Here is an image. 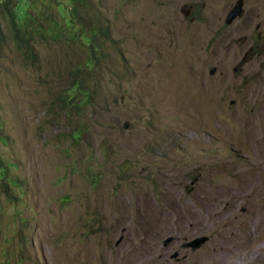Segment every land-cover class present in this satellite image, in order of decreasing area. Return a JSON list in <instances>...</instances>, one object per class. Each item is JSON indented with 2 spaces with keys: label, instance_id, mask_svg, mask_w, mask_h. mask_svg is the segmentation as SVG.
I'll use <instances>...</instances> for the list:
<instances>
[{
  "label": "rangeland",
  "instance_id": "rangeland-1",
  "mask_svg": "<svg viewBox=\"0 0 264 264\" xmlns=\"http://www.w3.org/2000/svg\"><path fill=\"white\" fill-rule=\"evenodd\" d=\"M237 1L16 0L66 34L0 61V264H264V0ZM79 13L109 32L87 68Z\"/></svg>",
  "mask_w": 264,
  "mask_h": 264
},
{
  "label": "trees",
  "instance_id": "trees-1",
  "mask_svg": "<svg viewBox=\"0 0 264 264\" xmlns=\"http://www.w3.org/2000/svg\"><path fill=\"white\" fill-rule=\"evenodd\" d=\"M34 5L32 6L33 8L28 10L26 15H22L17 11L18 4L16 0H0V61L5 53L6 47L14 45L19 53L24 57L30 58L31 63L35 65L39 60L37 52L39 46L50 39L57 38L56 32H58L59 38H62L66 34L65 30V33L60 30L56 16L47 8H41L37 11ZM78 17L82 28H87L85 30H88L91 35L89 49L87 50L91 53V58L89 62L87 61V65L85 66L87 68L92 63L96 65L100 62L102 53L97 54V46L103 42V36H108L109 32L108 29L102 30L91 16H83L79 13ZM82 28H80V30H82ZM97 33L99 39L96 40V36L94 35ZM103 45L104 43L98 51H102ZM72 80L76 82L75 85L71 87V89L74 90L73 97L82 94V97L85 96L90 98V94L85 86V81L81 84L82 81L80 82L77 76ZM1 138L4 142L7 141V137L1 135ZM9 167L10 164L5 166L0 163V177L3 180H8L9 184H15V182L17 183L15 180L18 179H13L8 175Z\"/></svg>",
  "mask_w": 264,
  "mask_h": 264
},
{
  "label": "water",
  "instance_id": "water-1",
  "mask_svg": "<svg viewBox=\"0 0 264 264\" xmlns=\"http://www.w3.org/2000/svg\"><path fill=\"white\" fill-rule=\"evenodd\" d=\"M188 8H191L189 5H185ZM244 6H245V0H238L237 3L233 6V8L230 10L228 13L226 22L228 24H231L235 19H237L239 16L243 15L244 13ZM194 18H192V21ZM215 71V68H213L212 72ZM125 127H128V124L126 123ZM175 240L174 236H169L165 240V244L167 245L168 243L172 242ZM209 240L208 236H199L196 237L190 241H187L186 243L183 244V248H191V249H197L200 248L204 243H206ZM178 255V252L175 254V256Z\"/></svg>",
  "mask_w": 264,
  "mask_h": 264
},
{
  "label": "flooded vegetation",
  "instance_id": "flooded-vegetation-1",
  "mask_svg": "<svg viewBox=\"0 0 264 264\" xmlns=\"http://www.w3.org/2000/svg\"><path fill=\"white\" fill-rule=\"evenodd\" d=\"M187 5H189V6H191V8H188V7H186V6H184L183 8H182V10L185 12V14L186 15H189L191 18H193L194 16H193V10H194V8L196 7V3H194L193 2V0H192V3L191 4H187Z\"/></svg>",
  "mask_w": 264,
  "mask_h": 264
},
{
  "label": "bare ground",
  "instance_id": "bare-ground-1",
  "mask_svg": "<svg viewBox=\"0 0 264 264\" xmlns=\"http://www.w3.org/2000/svg\"><path fill=\"white\" fill-rule=\"evenodd\" d=\"M170 207V206H169ZM208 210V209H207ZM204 211V210H203ZM213 211V210H212ZM212 211H207V214H208V216H209V214L211 215H215V216H219V215H222V213L220 212V211H216L215 212V210H214V212H212ZM194 213V215H195V217H197V214H196V212H193ZM206 213V212H205ZM190 214V213H189ZM187 218H188V216H187ZM183 222V221H182ZM233 238V237H232ZM249 238V237H248Z\"/></svg>",
  "mask_w": 264,
  "mask_h": 264
},
{
  "label": "clouds",
  "instance_id": "clouds-1",
  "mask_svg": "<svg viewBox=\"0 0 264 264\" xmlns=\"http://www.w3.org/2000/svg\"><path fill=\"white\" fill-rule=\"evenodd\" d=\"M227 19V18H226ZM191 20H192V18H191ZM227 23V22H226ZM228 24V23H227Z\"/></svg>",
  "mask_w": 264,
  "mask_h": 264
}]
</instances>
